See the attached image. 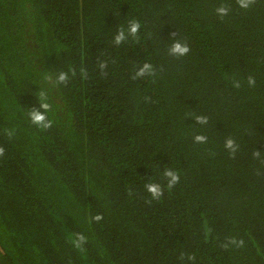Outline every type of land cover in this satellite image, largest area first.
Returning a JSON list of instances; mask_svg holds the SVG:
<instances>
[{"label": "trees", "instance_id": "obj_1", "mask_svg": "<svg viewBox=\"0 0 264 264\" xmlns=\"http://www.w3.org/2000/svg\"><path fill=\"white\" fill-rule=\"evenodd\" d=\"M0 147V264H264V0H0Z\"/></svg>", "mask_w": 264, "mask_h": 264}, {"label": "clouds", "instance_id": "obj_2", "mask_svg": "<svg viewBox=\"0 0 264 264\" xmlns=\"http://www.w3.org/2000/svg\"><path fill=\"white\" fill-rule=\"evenodd\" d=\"M254 2H255V0H237L238 5L241 8H245V9L248 8L249 5L254 3ZM216 11L220 17H224L228 14V8L224 5H221L219 8L216 9ZM139 28H140V24L138 22L134 21L131 25V32L133 34H135ZM123 38H124L123 37V31H121L120 35H118L116 37V43L118 44ZM171 51H172V53H178V54L183 56V55H186L190 51V49L187 46V44L181 45L179 42H174ZM104 67H105V64L101 63L100 68L103 69ZM150 67H151L150 65L145 64V69H148ZM143 71H144V69H142L141 73H139L138 75L143 74ZM67 79H68L67 73L62 72L59 76V82L64 83L67 81ZM248 84L250 86H254L255 79L250 76L248 78ZM235 86L239 87L240 85L236 84ZM42 107L47 111L49 108V105L44 104V105H42ZM32 122L34 124H42L43 129H48V128L52 127V121L46 120V116L43 114L32 113ZM204 140H205V137H203V136H197L196 137L197 142L202 143V142H204ZM225 147L226 148H233V141L231 139H229L227 141ZM233 151H234V149H233ZM3 154H4V149H3V147H0V156H2ZM254 155L258 156L259 153L254 152ZM163 175L165 178L170 177V179H168L167 185H166V187L169 190L171 188H173L179 182V174L177 172L169 169V168H166L164 170ZM145 188H146L147 192L151 194L152 199H159L164 194V188H162L161 185L158 183H152V182L147 183V184H145ZM101 219H103L101 214H97L94 217H92V220H94L96 222H99ZM75 236H76V239L73 241V243L77 247H80L82 244L86 243L87 238L83 234L76 233ZM240 243L242 244L243 241H240Z\"/></svg>", "mask_w": 264, "mask_h": 264}]
</instances>
